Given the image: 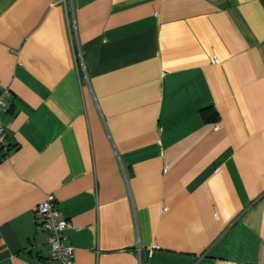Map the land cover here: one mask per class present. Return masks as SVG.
<instances>
[{"label":"crops","instance_id":"obj_1","mask_svg":"<svg viewBox=\"0 0 264 264\" xmlns=\"http://www.w3.org/2000/svg\"><path fill=\"white\" fill-rule=\"evenodd\" d=\"M0 84V264L48 192L74 264H264V0H0Z\"/></svg>","mask_w":264,"mask_h":264},{"label":"built area","instance_id":"obj_2","mask_svg":"<svg viewBox=\"0 0 264 264\" xmlns=\"http://www.w3.org/2000/svg\"><path fill=\"white\" fill-rule=\"evenodd\" d=\"M11 95L8 86L0 84V147L6 143L5 128L1 120V112ZM35 217L46 231L45 241L49 248V259H57L61 264H74V247L65 242V229L69 226L67 218L62 217L56 206L52 192L46 193L35 206Z\"/></svg>","mask_w":264,"mask_h":264},{"label":"trees","instance_id":"obj_3","mask_svg":"<svg viewBox=\"0 0 264 264\" xmlns=\"http://www.w3.org/2000/svg\"><path fill=\"white\" fill-rule=\"evenodd\" d=\"M208 118H216L217 116H215V112L213 114H211L210 116H207Z\"/></svg>","mask_w":264,"mask_h":264}]
</instances>
